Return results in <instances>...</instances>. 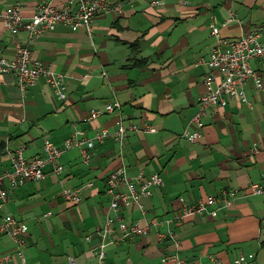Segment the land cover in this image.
<instances>
[{"label": "crops", "instance_id": "obj_1", "mask_svg": "<svg viewBox=\"0 0 264 264\" xmlns=\"http://www.w3.org/2000/svg\"><path fill=\"white\" fill-rule=\"evenodd\" d=\"M43 1L0 0V43L9 58L19 46H28L34 58L64 74L67 98L58 100L44 77L21 90L15 74H0V172L11 163L7 140L12 147L25 146L27 157H32L43 154L46 139L63 146L76 129L91 137L103 127L116 131L122 121L124 126H152L156 131H130L123 142L106 139L93 150L89 165L78 148L66 150L61 173L48 165L39 182L8 187L11 200L0 216L12 214L28 225L26 262L6 235L0 236V255L11 253L10 264H70L71 259L98 264L96 231L106 215L113 214L106 181L114 169L124 167L131 176L161 173L165 183L143 198L145 213L133 204L123 208L125 218L150 223V231L108 245L107 263L166 264L164 258L177 251L189 261L209 263L218 257L223 264L253 252L252 264H264V194L249 192L251 184L264 183V59L252 62L263 72V88L246 85L250 104L229 99L208 111L196 142L181 138L206 91L203 76L208 67L194 63L207 59L216 44L209 25L214 23L229 38L259 28L264 41V0H186L184 5L160 0L158 6L122 0L123 12L95 17L91 33L84 26L60 24L31 40L26 30L5 28V9L19 5L30 18ZM114 100L122 104L119 114L85 120L90 109H103ZM256 143L260 150L254 154ZM88 183L80 203L67 201L61 193ZM223 190L236 195L229 206L221 203L216 215L197 213L173 223L179 247L160 238L168 225L154 222L173 219L183 202L196 203Z\"/></svg>", "mask_w": 264, "mask_h": 264}, {"label": "built area", "instance_id": "obj_2", "mask_svg": "<svg viewBox=\"0 0 264 264\" xmlns=\"http://www.w3.org/2000/svg\"><path fill=\"white\" fill-rule=\"evenodd\" d=\"M150 6H158L160 0H147ZM188 1L180 0V4H187ZM124 10V1L111 2L109 0H62L58 3L55 0H45L37 6L36 12L30 18H26L19 5H13L2 13L5 28L11 32L26 30L31 40L41 34L54 30L58 25L71 26L73 28L84 26L89 33L92 32V21L95 17L107 13L120 14ZM231 20V19H230ZM211 33L216 36V44L208 58H199L194 65L205 64L208 72L203 76V83L206 91L200 97L198 109L194 114L189 127L181 134V138L188 142H196L203 128V118L213 107H223L229 99H236L242 103L250 104L246 93V85L252 83L257 89L263 88V72L255 69L252 62L264 59V41L261 38V31L255 28L238 37H224L220 28L214 23L209 25ZM15 74L18 86L26 90L35 86L39 79L44 77L52 86L58 100L64 101L67 98L64 74L57 72L53 66L43 60L33 57L28 46H19L12 58L4 54L3 45L0 43V74ZM105 74V73H104ZM264 89V88H263ZM122 104L114 100L106 104L105 108L90 109L85 120L92 121L98 117L116 112L119 114ZM155 132L156 128L147 126L138 128L136 125L124 126L119 122L116 131L112 132L107 127L98 130L94 136H88L85 130L76 129L65 139L63 146H58L49 139L43 144V154L27 157L25 146L12 147L10 140L6 141L5 151L10 156V166L0 172V212L11 200V193L8 189H17L27 182H39L45 178V167L50 165L55 173H61L64 166L60 163L64 151L78 148L81 152L83 162L89 165L93 158V150L97 144L106 139L112 138L115 141L123 142L127 139L130 131ZM256 143L253 153L259 152ZM164 178L161 173L147 174L143 171L134 176L128 174L126 168L114 169L106 181V193L110 196V209L113 214H107L104 224L96 231L100 238V244L95 250L98 264H109L106 262L105 248L110 244H117L120 241L130 240L136 237H143L149 234L151 224H141L124 217L122 210L129 204L137 206L142 213L146 212L143 203L144 197L153 195L154 190L164 185ZM91 183L84 184L78 188H66L61 193L71 203H80L84 198L85 191ZM253 194H264V183H253L249 187ZM236 191L223 190L221 194H209L196 203L183 205L173 219H164L154 222L156 225L166 223V233H159L161 239L168 238L176 247L180 246L178 233L172 225L181 222L197 213H209L216 215L221 203L224 207L231 204ZM183 201V198H180ZM210 205L216 208L209 210ZM264 224V215L261 219ZM6 235L12 239L16 246V253L23 263L26 262L25 247L27 244L28 225L17 219L12 214L0 216V236ZM93 235L86 236L90 241ZM255 254L240 253L234 259V264H252ZM11 253L0 255V264H10ZM166 264H223L218 257H211L206 263L202 259L193 261L186 260L177 251L164 258ZM70 264H78L74 259Z\"/></svg>", "mask_w": 264, "mask_h": 264}]
</instances>
